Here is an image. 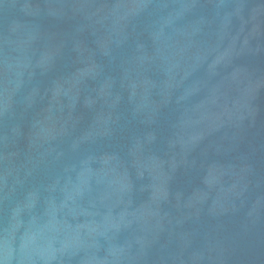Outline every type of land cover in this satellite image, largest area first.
Returning a JSON list of instances; mask_svg holds the SVG:
<instances>
[{"label": "water", "instance_id": "obj_1", "mask_svg": "<svg viewBox=\"0 0 264 264\" xmlns=\"http://www.w3.org/2000/svg\"><path fill=\"white\" fill-rule=\"evenodd\" d=\"M0 264H264V0H0Z\"/></svg>", "mask_w": 264, "mask_h": 264}]
</instances>
